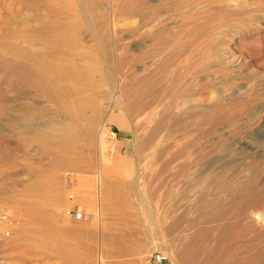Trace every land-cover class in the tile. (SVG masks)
<instances>
[{"label":"rangeland","instance_id":"374dc122","mask_svg":"<svg viewBox=\"0 0 264 264\" xmlns=\"http://www.w3.org/2000/svg\"><path fill=\"white\" fill-rule=\"evenodd\" d=\"M99 254L264 264V0H0V264Z\"/></svg>","mask_w":264,"mask_h":264},{"label":"bare ground","instance_id":"6f19581e","mask_svg":"<svg viewBox=\"0 0 264 264\" xmlns=\"http://www.w3.org/2000/svg\"><path fill=\"white\" fill-rule=\"evenodd\" d=\"M80 9H81V8H80ZM104 144H105V143L102 144V149H103ZM100 190H101V185H100V183L98 182V184H97V192H98V194H100ZM97 258H98L99 263H101V262H102V264L104 263V262H103V257H102V255L99 254V257H97Z\"/></svg>","mask_w":264,"mask_h":264}]
</instances>
